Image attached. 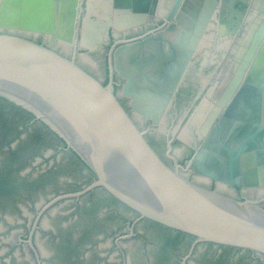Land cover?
Instances as JSON below:
<instances>
[{"label": "water", "instance_id": "95a60500", "mask_svg": "<svg viewBox=\"0 0 264 264\" xmlns=\"http://www.w3.org/2000/svg\"><path fill=\"white\" fill-rule=\"evenodd\" d=\"M109 30L115 39L103 83L76 54L89 69L101 64ZM263 36L264 0H0V95L48 123L94 172L82 191L100 187L138 218L264 257L262 200L231 197L186 175L191 167L218 188H264V41L246 73ZM55 39L66 43L64 53ZM202 47L222 54L205 91L216 109L187 166H170L134 118L166 125L171 99ZM114 70L132 114L113 92ZM206 107L203 99L192 123ZM178 136L188 140L187 127Z\"/></svg>", "mask_w": 264, "mask_h": 264}, {"label": "flooded vegetation", "instance_id": "af4514ba", "mask_svg": "<svg viewBox=\"0 0 264 264\" xmlns=\"http://www.w3.org/2000/svg\"><path fill=\"white\" fill-rule=\"evenodd\" d=\"M133 35L137 34L126 37ZM24 36L43 43L51 40L43 34ZM114 39L109 30L107 42L98 51L101 64L93 69L76 54V61L103 83L110 79L108 55ZM52 42L64 53L66 43ZM221 58L220 53L204 52V47L193 56L171 99L164 127L134 118L170 166L177 162L186 167L203 138L201 130L216 109L213 95L206 96L205 91ZM122 82L114 70L113 92L132 114ZM203 99H207L204 116L194 124L191 117ZM183 127L189 130L188 140L178 136ZM190 168L186 172L190 180L238 199L262 200L264 208V188L260 193L241 185L218 188L215 179L199 181L200 175ZM94 178V172L48 123L0 95V225L4 227L0 233H12L7 238L0 235V264H264L263 256L247 249L199 241L186 232L138 218L134 210L100 187L82 191ZM62 217L68 221L58 222ZM40 236L51 243V249L38 240ZM130 246L137 255L131 254Z\"/></svg>", "mask_w": 264, "mask_h": 264}, {"label": "rangeland", "instance_id": "374dc122", "mask_svg": "<svg viewBox=\"0 0 264 264\" xmlns=\"http://www.w3.org/2000/svg\"><path fill=\"white\" fill-rule=\"evenodd\" d=\"M9 215H11V216H13V217H15V218H19V216H18V214L17 213H13V212H11ZM17 216V217H16ZM43 217V216H42ZM52 219V217H50V216H48V220L50 221ZM53 220V219H52ZM68 221V218L67 217H65V218H60L59 220H58V222H62V223H65V222H67ZM0 228H4L3 227V225H0ZM15 228H12L11 230H14ZM10 234H12V233H5V235L3 234V233H0V235H4V237L5 238H7V237H9V235ZM38 240L41 242V243H43V245L46 247V248H48V249H51V247H52V245H51V243L47 240V239H45L43 236H40L39 238H38ZM3 246V244H0V249H1V247ZM7 246V245H6ZM134 249V248H133ZM132 249V247L130 246V248H129V250H131V254L132 255H137L138 253H137V251H134ZM143 258H144V256H143Z\"/></svg>", "mask_w": 264, "mask_h": 264}, {"label": "bare ground", "instance_id": "6f19581e", "mask_svg": "<svg viewBox=\"0 0 264 264\" xmlns=\"http://www.w3.org/2000/svg\"><path fill=\"white\" fill-rule=\"evenodd\" d=\"M263 41H264V36H263V38L261 39L259 45L257 46L255 52L253 53V55H252L250 61H249L248 64H247L246 73L248 72V69H249L250 65L253 63V60L255 59L257 52H258L259 49L261 48Z\"/></svg>", "mask_w": 264, "mask_h": 264}]
</instances>
